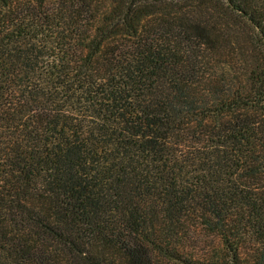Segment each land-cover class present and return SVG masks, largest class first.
<instances>
[{"label":"trees","instance_id":"16d2710c","mask_svg":"<svg viewBox=\"0 0 264 264\" xmlns=\"http://www.w3.org/2000/svg\"><path fill=\"white\" fill-rule=\"evenodd\" d=\"M0 264H264V0H0Z\"/></svg>","mask_w":264,"mask_h":264},{"label":"rangeland","instance_id":"374dc122","mask_svg":"<svg viewBox=\"0 0 264 264\" xmlns=\"http://www.w3.org/2000/svg\"><path fill=\"white\" fill-rule=\"evenodd\" d=\"M212 238L210 237V238H208V241H210Z\"/></svg>","mask_w":264,"mask_h":264}]
</instances>
